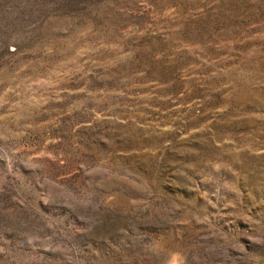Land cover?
<instances>
[{
	"label": "rangeland",
	"instance_id": "374dc122",
	"mask_svg": "<svg viewBox=\"0 0 264 264\" xmlns=\"http://www.w3.org/2000/svg\"><path fill=\"white\" fill-rule=\"evenodd\" d=\"M0 264H264V0H0Z\"/></svg>",
	"mask_w": 264,
	"mask_h": 264
}]
</instances>
